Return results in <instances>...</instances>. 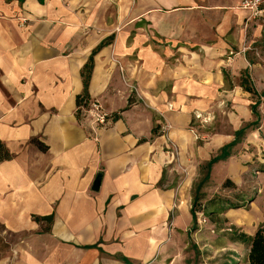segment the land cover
I'll return each instance as SVG.
<instances>
[{"label":"crops","instance_id":"obj_1","mask_svg":"<svg viewBox=\"0 0 264 264\" xmlns=\"http://www.w3.org/2000/svg\"><path fill=\"white\" fill-rule=\"evenodd\" d=\"M242 1L0 0V217L49 236L41 264H187L199 167L264 105ZM91 56L106 127L78 115ZM223 103L234 130L208 140L196 115Z\"/></svg>","mask_w":264,"mask_h":264},{"label":"rangeland","instance_id":"obj_2","mask_svg":"<svg viewBox=\"0 0 264 264\" xmlns=\"http://www.w3.org/2000/svg\"><path fill=\"white\" fill-rule=\"evenodd\" d=\"M263 107L260 100V118L257 120L253 113V120L244 123L240 129L247 127L246 132L256 129L254 133L257 134L262 126ZM231 110H234L231 104L223 103V109H219L215 119L202 129L208 140L215 133L234 130L230 128L228 117ZM245 137L233 149L234 155L215 164L210 173L206 168L209 160L199 167L192 190L195 195L200 187V200L195 207L197 221L191 226L192 236L188 237L185 248L187 264H250L249 243L242 242L239 236L253 235L264 222V134L256 135L248 147L244 143ZM194 138L201 143V137L198 139L194 135ZM227 180L232 184L227 185ZM233 204L239 207L230 209ZM48 238L41 230H8L0 217V264H41L39 259L44 256L42 250L48 249L44 247ZM172 264L179 263L176 260Z\"/></svg>","mask_w":264,"mask_h":264},{"label":"trees","instance_id":"obj_3","mask_svg":"<svg viewBox=\"0 0 264 264\" xmlns=\"http://www.w3.org/2000/svg\"><path fill=\"white\" fill-rule=\"evenodd\" d=\"M102 45H104V43H102L99 47H101ZM97 50H95L93 53H95ZM92 68H93V56L90 57L89 62L85 65L84 69H83V79H84V93L82 95L79 96L78 98V115H80L83 107H86L88 105V102L90 100V97L88 95V86H89V81H90V77H91V73H92ZM246 90L248 91H252L250 88L244 86ZM260 104V101L255 102V104H253L252 106V110L253 113L256 115L257 120L259 119L260 115L258 112V106ZM247 127L240 129L238 131L235 132L236 136L234 138L233 141L223 145L218 152L212 156V158L208 161L206 168L210 173L211 168H213V166L219 162L225 161L226 159H228L229 157H232L234 155L233 153V149L235 148V146L237 144H239L241 142L242 137H244L246 131H247ZM154 132L156 133V129L154 130ZM208 173V175H209ZM208 177V176H207ZM207 177L205 178V181H207ZM226 184L231 185L232 181L231 180H227ZM203 186V185H202ZM199 191H200V187H198L196 189L195 195H193L194 199H193V205H192V213L194 216V224H196L197 221V210L195 209L197 201H199L200 196H199ZM238 205L233 204L232 206H230V209L233 208H238ZM39 219V218H37ZM43 219L50 221L52 219V216H47V217H43ZM240 240L242 242H248L249 243V253H248V262L250 264H264V222H262L258 228L256 229L255 233L253 235H247V234H241L239 236Z\"/></svg>","mask_w":264,"mask_h":264},{"label":"built area","instance_id":"obj_4","mask_svg":"<svg viewBox=\"0 0 264 264\" xmlns=\"http://www.w3.org/2000/svg\"><path fill=\"white\" fill-rule=\"evenodd\" d=\"M241 6L245 9L253 11L256 15L264 14V0H243ZM83 109H85L96 126L106 127L112 122L113 114L105 109L98 100L90 99L88 105L83 107ZM196 118L200 119L204 123H209L213 119L211 115L200 114H197ZM191 132L196 136V138L199 139L201 137V135L196 131L191 130Z\"/></svg>","mask_w":264,"mask_h":264}]
</instances>
